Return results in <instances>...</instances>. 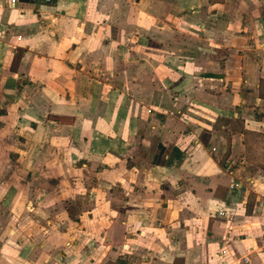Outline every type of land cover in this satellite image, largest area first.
<instances>
[{
    "label": "crops",
    "instance_id": "crops-1",
    "mask_svg": "<svg viewBox=\"0 0 264 264\" xmlns=\"http://www.w3.org/2000/svg\"><path fill=\"white\" fill-rule=\"evenodd\" d=\"M0 264H264V0H0Z\"/></svg>",
    "mask_w": 264,
    "mask_h": 264
},
{
    "label": "trees",
    "instance_id": "trees-1",
    "mask_svg": "<svg viewBox=\"0 0 264 264\" xmlns=\"http://www.w3.org/2000/svg\"><path fill=\"white\" fill-rule=\"evenodd\" d=\"M50 117H51L52 119H55V120H58V119H59V116H57V115H50Z\"/></svg>",
    "mask_w": 264,
    "mask_h": 264
},
{
    "label": "built area",
    "instance_id": "built-area-1",
    "mask_svg": "<svg viewBox=\"0 0 264 264\" xmlns=\"http://www.w3.org/2000/svg\"><path fill=\"white\" fill-rule=\"evenodd\" d=\"M49 1V0H46ZM15 0H10V4H14Z\"/></svg>",
    "mask_w": 264,
    "mask_h": 264
}]
</instances>
